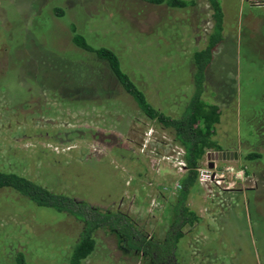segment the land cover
<instances>
[{
  "label": "rangeland",
  "instance_id": "obj_1",
  "mask_svg": "<svg viewBox=\"0 0 264 264\" xmlns=\"http://www.w3.org/2000/svg\"><path fill=\"white\" fill-rule=\"evenodd\" d=\"M220 1L223 43L202 97L221 112L219 145L239 158L210 169L205 156L201 168L217 177L190 193L185 204L200 220L181 228L173 208L184 156L173 133L149 121L108 64L73 36L114 50L149 102L178 117L195 91L194 54L213 31L207 0L184 9L0 0V171L128 218L120 234L96 231L95 251L81 264H154L152 245L173 224L183 236L172 264H264V0ZM252 151L261 162L243 166ZM83 229L73 215L0 190V264H18L20 255L25 264H66Z\"/></svg>",
  "mask_w": 264,
  "mask_h": 264
},
{
  "label": "trees",
  "instance_id": "obj_2",
  "mask_svg": "<svg viewBox=\"0 0 264 264\" xmlns=\"http://www.w3.org/2000/svg\"><path fill=\"white\" fill-rule=\"evenodd\" d=\"M154 5H167L171 8L184 9L195 6V0H144ZM214 22L213 31L209 36L207 47L194 54L193 60L196 68L194 75L195 91L187 106L180 116L168 115L154 107L142 90L123 69L120 56L110 48H93L86 39L74 34L73 43L94 54L99 60L108 64L109 69L122 89L134 100L139 110L149 120L153 121L165 130L173 133L174 143L184 150L185 174L179 180L177 201L174 205V215L179 220V226H194L199 222V217L190 211L185 204L193 190L198 186L199 173L205 156L209 152H222L223 149L216 139L217 126L221 123V112L214 106L203 100L205 91L207 69L213 61V52L223 43L224 11L220 0H207ZM244 165L247 162L260 163L262 155L252 151L243 156ZM249 174V170L244 167ZM0 190L12 191L35 204L40 208L52 209L57 213H68L84 223V229L78 242L73 247L66 264H81L96 248L95 232L100 228L115 230L119 234L120 224L128 222V218L121 213L102 212L99 208L85 202L77 203L69 196L55 193L42 184L25 176L12 172L0 171ZM177 223V222H176ZM175 223V224H176ZM125 225L127 223H124ZM123 226V225H122ZM171 226L170 232L163 243L153 244L152 249L159 257L172 256L182 239L183 232ZM172 229H175L172 231ZM126 235V233H122ZM126 238V237H125ZM130 246L133 248V238ZM151 248V246H150ZM156 261V260H155ZM18 264H25L24 256L18 257Z\"/></svg>",
  "mask_w": 264,
  "mask_h": 264
},
{
  "label": "water",
  "instance_id": "obj_3",
  "mask_svg": "<svg viewBox=\"0 0 264 264\" xmlns=\"http://www.w3.org/2000/svg\"><path fill=\"white\" fill-rule=\"evenodd\" d=\"M239 154L236 151H222V152H210L208 154V160L210 161L209 168H214V162H228V161H237Z\"/></svg>",
  "mask_w": 264,
  "mask_h": 264
},
{
  "label": "built area",
  "instance_id": "obj_4",
  "mask_svg": "<svg viewBox=\"0 0 264 264\" xmlns=\"http://www.w3.org/2000/svg\"><path fill=\"white\" fill-rule=\"evenodd\" d=\"M181 150H182L183 156H184V150L182 148H181ZM179 164H180V170L181 171H185L184 158L181 159ZM198 173H199L198 183H200V184L205 183V182H213L216 179V177H217L216 174H213L212 172H210V169H203L201 167L198 169ZM236 177H238V175Z\"/></svg>",
  "mask_w": 264,
  "mask_h": 264
},
{
  "label": "flooded vegetation",
  "instance_id": "obj_5",
  "mask_svg": "<svg viewBox=\"0 0 264 264\" xmlns=\"http://www.w3.org/2000/svg\"><path fill=\"white\" fill-rule=\"evenodd\" d=\"M161 259H164V261H161L159 264H172V262H173L172 259L170 258V256L164 258V257H159V255L155 252L153 253V261L152 262L154 264H158L157 261H160ZM165 259H167L166 260L167 262L165 261ZM174 264H176V263L174 262Z\"/></svg>",
  "mask_w": 264,
  "mask_h": 264
},
{
  "label": "crops",
  "instance_id": "obj_6",
  "mask_svg": "<svg viewBox=\"0 0 264 264\" xmlns=\"http://www.w3.org/2000/svg\"><path fill=\"white\" fill-rule=\"evenodd\" d=\"M197 1V0H196ZM244 1V0H243ZM223 8V7H222ZM223 11H224V8H223ZM236 191V190H235ZM188 206V205H187ZM199 220H200V218H199ZM199 222H197L194 226L196 227L197 226V224H198ZM193 226V227H194ZM209 230V229H208ZM198 257V258H197ZM197 257H196V261L197 262H199V260H197V259H199L200 258V260L202 259V260H205L206 262L208 261L209 262V260L208 259H206V258H202L200 255H197Z\"/></svg>",
  "mask_w": 264,
  "mask_h": 264
}]
</instances>
